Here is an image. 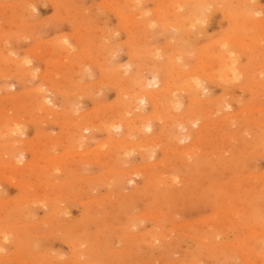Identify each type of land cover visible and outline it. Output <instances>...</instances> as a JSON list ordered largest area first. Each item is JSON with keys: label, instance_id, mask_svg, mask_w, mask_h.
<instances>
[{"label": "rangeland", "instance_id": "1", "mask_svg": "<svg viewBox=\"0 0 264 264\" xmlns=\"http://www.w3.org/2000/svg\"><path fill=\"white\" fill-rule=\"evenodd\" d=\"M186 4L0 0V129L4 117L21 122L19 140L41 149L31 170L35 150L26 148L20 175L0 137V231L12 230L0 232L2 264H264V0L208 2L207 22L181 31L159 19L193 14ZM129 14L135 20L120 18ZM176 38L194 40L176 50ZM222 51L237 60L236 80L218 76ZM138 66L160 88L176 86L179 108L169 112L191 109L197 123L170 127L168 114L154 132L115 130L113 142L127 145L108 158L112 141L100 124L119 116ZM190 78L202 82L195 105L182 88ZM38 89L58 115L36 111ZM146 106L128 119L154 115ZM81 116L94 128L70 141ZM150 137L156 142L143 145ZM155 174L163 179L149 184Z\"/></svg>", "mask_w": 264, "mask_h": 264}, {"label": "bare ground", "instance_id": "2", "mask_svg": "<svg viewBox=\"0 0 264 264\" xmlns=\"http://www.w3.org/2000/svg\"><path fill=\"white\" fill-rule=\"evenodd\" d=\"M129 1V0H128ZM134 1V0H133ZM164 1V0H163ZM216 1L217 0H185V2L187 3L186 5L187 6H194V12L193 14H181V15H178L176 16V14H172L170 11H168L167 13H159V19L164 23V19L166 18H169V19H172L173 20V23H171V25L173 24L174 27H176L179 31V29L183 27H194V26H199L202 24V22H205L207 20V18L209 17V8H208V2L210 3H213V4H216ZM176 3V2H175ZM247 3V2H246ZM251 3V2H250ZM212 4V5H213ZM245 4V3H244ZM104 6V5H103ZM179 6V5H178ZM211 6V5H210ZM106 7V6H105ZM148 7V6H147ZM176 8V7H175ZM173 8V9H175ZM218 8V7H217ZM147 9V8H146ZM169 9V8H167ZM211 9V8H210ZM171 10V9H170ZM176 10V9H175ZM212 12V11H211ZM133 14V13H132ZM132 14H129L127 17L123 15H120V18H123L125 20H132L135 18L132 16L135 15V13L132 15ZM132 15V16H130ZM137 15V14H136ZM135 15V17H136ZM122 16V17H121ZM240 17V16H239ZM210 18V17H209ZM242 18V17H241ZM244 18V16H243ZM248 18V17H246ZM158 19V18H157ZM159 19H158V22H159ZM133 21V20H132ZM131 23H134L132 22ZM139 21V20H138ZM239 21V20H238ZM123 22V21H122ZM207 22V21H206ZM128 23V22H127ZM126 23V24H127ZM140 23V22H139ZM166 23V22H165ZM170 23V22H169ZM264 23V22H263ZM130 24V23H129ZM144 24V23H143ZM189 24V25H188ZM188 25V26H187ZM135 26V25H134ZM203 28V26H200ZM200 32L199 34H202L205 32V29H202L200 28ZM135 28V27H134ZM255 28V27H254ZM137 29V28H136ZM258 29V28H257ZM181 31V29H180ZM184 31V30H183ZM182 31V32H183ZM187 31V30H185ZM190 33V31H188ZM191 34V33H190ZM245 36V34H244ZM132 37V36H131ZM214 37V36H213ZM177 39V45H175L174 49L176 50H185L187 47H191L192 46V43H193V38H190L189 40H187V43L186 42H183L182 39H179V38H176ZM134 40V39H133ZM240 42V41H239ZM194 46V45H193ZM188 49V48H187ZM170 51V50H169ZM248 51V50H247ZM204 52V51H202ZM177 55V54H176ZM210 56V55H209ZM209 56H207L206 58H209ZM145 57L147 58V56L145 55ZM203 57H204V53H203ZM150 58V57H149ZM170 58H173L170 57ZM174 58H175V53H174ZM133 59V58H132ZM169 59V58H167ZM204 60V59H203ZM220 60H221V66L220 68L217 70V73H218V76L220 78H224V79H229V80H236L239 75L237 73V68H236V64H237V60L234 59L231 54H230V51H222L220 52ZM172 61V60H171ZM24 61H22V63L20 64H23ZM62 62V60H61ZM25 63V62H24ZM220 64V63H219ZM24 65V64H23ZM100 67V66H99ZM145 66H138V69H137V72L135 73L136 76L134 77V79L132 78L130 81H125L126 83H128L129 85V88H130V92H125V89H124V92H122L121 94V97H122V100H123V104H122V107L120 110H118V114L119 116H117V118H110L108 119L107 121H104L102 122L100 125H101V128L111 137V149L110 151L108 152V158H112L114 155L118 156L117 153H120L121 150H124L126 148V145H125V142L126 140H120L119 142H113V134H114V131H118L120 130H125L127 129L128 131L129 130H135L137 132H139V129H137V124L139 126H142L143 129L145 128L147 131H151V132H154L152 131L153 130V122L154 121H163L164 119L167 118V115H169V118H170V121L172 122V125H170V127H174V125L176 126H179V127H183L185 129V126L189 125V124H196L197 120H194V113L191 111V109L187 110L186 112H183L182 114H179V115H173L172 113H170V109L171 108H179V106L176 104L177 101L173 100L172 98V95L176 92V86H172L171 84H169L166 88H160V83H159V78L157 76L155 77H152V79L148 80L145 79L147 77V75H145L144 69ZM218 67V66H217ZM187 68V67H186ZM155 70H151L149 73H154ZM179 73V72H178ZM254 73V72H253ZM211 74V73H210ZM25 75V74H24ZM190 75H194V74H190ZM159 76V75H158ZM177 76V75H176ZM53 77V76H52ZM207 79L209 80H213L216 78V73H213L211 75H208L206 76ZM170 81V80H169ZM138 86V87H137ZM148 86L150 87H153L155 86V89H149ZM57 87V86H56ZM181 88V87H180ZM183 89H186V90H189V93L192 97V99L194 100V105H195V102L198 101V98H199V94H200V90L202 88V82L201 81H198V79H195V78H190L186 83H184V86L182 87ZM58 89V87H57ZM56 90V89H55ZM38 93L41 95L39 97H37L36 99V111L38 113H42V112H46V115L48 116H51L53 115L56 111H52V109H48L46 106V103L49 101L47 100V97H43L42 93H43V90L42 89H38ZM55 92V91H53ZM52 92V93H53ZM19 104H21V102H19ZM51 105V104H50ZM53 105V104H52ZM146 105H150L151 108L153 109L154 111V115L152 116H148L146 113V115H141V116H137V119H131L129 120L128 119V116L132 113L135 112V110L138 108V109H142L143 111H146L145 108L147 107ZM194 108V107H193ZM147 109V108H146ZM255 110V109H254ZM2 111V110H1ZM172 111V110H171ZM180 111V109H179ZM54 112V113H52ZM59 112V111H58ZM2 113V112H1ZM141 113V112H140ZM163 113V114H162ZM166 113V115L164 114ZM3 114V113H2ZM57 114V112H56ZM161 114L163 115V118L161 116ZM58 115V114H57ZM136 115V114H135ZM223 117V116H222ZM4 123L0 129V137L2 138H6L8 140V143H10L11 145V150L9 151L8 155H9V165L12 166V168L15 170L16 173L22 175L23 173H25L27 171V169H30L31 170H35L37 168V166L41 163L38 162V157H39V154L41 153V149H40V146L39 145H34V144H27L26 142L24 143L23 142V136L21 137L20 141L19 140V134L21 135V131H22V127H21V122H16L14 121V119L12 118H9V117H4ZM74 120V121H73ZM195 121V122H193ZM222 121V120H221ZM64 122V121H63ZM72 122H73V127L74 129H78V133L75 134L76 131H74V129H68L69 133L70 134H67V136H69L70 140L71 139L73 140L76 139L77 140V137L79 136L80 134V131H82L84 128H86V130H90V129H93L94 128V123L90 121V119L86 118L85 116H81L80 118H75V119H72ZM71 122V123H72ZM95 122H98L97 120ZM2 123V121H1ZM169 123V122H168ZM185 124V125H184ZM198 125V124H197ZM211 125V124H210ZM98 126V124H97ZM25 128V127H24ZM173 130V129H172ZM187 130V129H186ZM185 130V131H186ZM25 131V130H24ZM126 131V130H125ZM202 131V130H201ZM124 132V131H122ZM126 133V132H125ZM124 133V134H125ZM163 133V132H162ZM25 134V133H24ZM123 135V133H121ZM161 134V133H160ZM71 135V136H70ZM83 135V133H82ZM159 135V134H158ZM19 136V137H18ZM85 136V135H84ZM72 137V138H71ZM158 137V136H157ZM0 138V139H1ZM85 138V137H84ZM160 138V137H159ZM158 138V139H159ZM161 139V138H160ZM188 140L189 139V136L187 137H182V139H180V141H183V140ZM74 140V142L76 141ZM152 141V142H156L155 139H153V137H150L149 139H147L146 141L142 142L143 145H147L149 141ZM161 141V140H159ZM164 141V140H163ZM129 142V141H128ZM162 142V141H161ZM188 142V141H186ZM55 144V143H54ZM129 144V143H128ZM154 144V143H153ZM157 144H158V141H157ZM139 147H142L141 144H138ZM137 143H132V146H138ZM156 145V144H155ZM9 147V146H7ZM27 147H30V149H34V155H35V158L36 160L33 161V162H29L28 165L26 166V168H20L19 164L22 165L21 163V160L22 158H24V155L26 152V148ZM156 147V146H155ZM191 148V147H190ZM182 149V148H181ZM184 149V148H183ZM182 149V150H183ZM182 150H176V153L180 155V152ZM166 151V150H165ZM185 151V149H184ZM182 151V152H184ZM191 151V150H190ZM90 152V151H88ZM93 152V151H91ZM97 152V151H96ZM124 152V151H122ZM175 152V151H174ZM94 153V152H93ZM167 154L170 153L169 149L166 151ZM186 153V151L184 152ZM191 153V152H190ZM194 153V152H193ZM123 154V153H122ZM174 154V153H173ZM27 155V154H26ZM33 155V156H34ZM44 155V154H43ZM84 155V154H83ZM96 155V154H95ZM101 155V154H100ZM120 155V154H119ZM188 155V154H187ZM107 156V155H106ZM3 155H0V161L3 159L2 158ZM83 157V156H82ZM34 158V159H35ZM32 159V160H34ZM51 159H55V158H51ZM100 159V158H99ZM59 160V159H58ZM97 160V159H96ZM23 161V160H22ZM48 159L46 160L45 163H48ZM81 162V161H80ZM97 162V161H96ZM100 162V161H99ZM164 162V161H163ZM163 162H160L158 164L155 165V168H158V169H162V165H163ZM19 163V164H18ZM27 163V162H26ZM7 164V163H6ZM5 163H1L0 162V175H2L1 173L4 166H7ZM49 165H51L52 163H48ZM55 164V163H54ZM53 165V164H52ZM59 165V163H58ZM25 166V164L23 165V167ZM60 166V165H59ZM22 167V166H21ZM164 167V166H163ZM10 168V166H9ZM11 168V169H12ZM69 168V166H68ZM6 169V168H5ZM8 169V168H7ZM48 169V168H47ZM50 169V168H49ZM51 171V170H50ZM128 171V170H127ZM166 171H164V174H165ZM162 173V171H161ZM158 174V173H157ZM155 174V178L152 177V180L154 179H159L160 177H158V175ZM163 174V173H162ZM18 176V175H17ZM26 176V175H25ZM154 176V174H153ZM163 176V175H162ZM34 177V176H33ZM32 178V177H31ZM6 179V178H5ZM160 179H163V178H160ZM125 180V179H124ZM153 181H150L148 182L149 184H153ZM62 181V180H61ZM127 181V180H126ZM47 182V181H46ZM161 182V181H160ZM32 183V182H31ZM124 183V182H123ZM157 183V182H156ZM37 184V182H36ZM100 185V184H99ZM21 186V185H19ZM157 186V185H156ZM34 187V186H33ZM49 187V186H48ZM47 187V188H48ZM31 188V187H30ZM150 188V187H149ZM154 188V187H153ZM152 188V190H153ZM162 188V187H161ZM39 189V188H38ZM151 190V191H152ZM150 191V190H149ZM173 193V192H172ZM174 197V196H173ZM22 200V199H21ZM44 200V199H43ZM89 207V206H88ZM159 208V207H158ZM161 211V210H160ZM148 212V211H147ZM146 213V212H145ZM160 213V212H159ZM158 213V214H159ZM57 214V213H56ZM90 214V213H89ZM88 214V215H89ZM152 214V213H151ZM153 215V214H152ZM155 215V214H154ZM140 216V215H139ZM143 216V215H142ZM160 217V216H159ZM153 219V218H151ZM60 222V221H59ZM45 223V222H44ZM56 223V222H55ZM158 229V228H157ZM10 229H6V230H1L0 232H5V231H8ZM12 231V230H10ZM77 231V230H76ZM80 231V230H79ZM142 233V232H141ZM140 234V233H139ZM143 234V233H142ZM142 234H140L142 236ZM159 234V233H158ZM139 235V236H140ZM150 235V234H149ZM153 235V234H152ZM13 236V235H12ZM155 236V235H154ZM158 236V235H157ZM10 237V236H9ZM117 237V236H116ZM146 237H149V236H146ZM151 238H153V236H150ZM13 238V237H12ZM140 238V237H139ZM160 238V237H159ZM158 238V239H159ZM7 239V238H6ZM149 239V238H147ZM157 239V240H158ZM68 240V239H67ZM101 240V239H100ZM155 240V239H154ZM71 241V240H70ZM149 241V240H148ZM153 241V240H152ZM74 243V242H72ZM4 244V241L3 243ZM75 244V243H74ZM72 244V245H74ZM70 245V244H69ZM1 246V245H0ZM5 246V245H3ZM84 246V245H83ZM37 247V246H36ZM4 249V248H3ZM3 249L1 250V252L3 251ZM6 249V248H5ZM4 249V250H5ZM4 252V251H3ZM2 252V253H3ZM261 254V253H260ZM262 256V255H260ZM264 256V255H263ZM262 256V257H263ZM9 257V256H8ZM261 257V258H262ZM82 258V257H81ZM18 259V258H17ZM4 260V259H3ZM9 260V259H8ZM83 260V259H82ZM8 262V261H7ZM82 262V261H81ZM3 261L0 259V264H2ZM8 264V263H7ZM93 264V263H91Z\"/></svg>", "mask_w": 264, "mask_h": 264}]
</instances>
